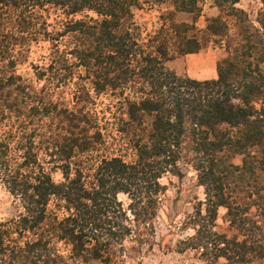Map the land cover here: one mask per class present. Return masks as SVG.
Returning <instances> with one entry per match:
<instances>
[{"label": "trees", "instance_id": "1", "mask_svg": "<svg viewBox=\"0 0 264 264\" xmlns=\"http://www.w3.org/2000/svg\"><path fill=\"white\" fill-rule=\"evenodd\" d=\"M259 1L262 8L255 24L257 32L251 30L253 24L239 10L231 12L236 23L231 34L219 20L206 25L203 41L224 45L228 52L217 65L216 79L197 81L164 66L171 39L167 34L156 41L148 40L158 43L155 57L144 55L138 48L131 20L137 0H0V54L8 53L9 43L26 49L39 35L47 34L41 11L47 12L49 7L64 19L56 40L66 37L70 43L68 52L56 46V59L50 62L54 69L83 68L95 92L117 89L133 82V76L141 81L137 99L127 101V121L119 128L128 138L125 144L137 155L135 162L126 163L118 157L103 159L91 180H85L83 163L74 164L73 176L69 177L74 150L88 152L90 144L80 132L83 129L73 125L71 129L77 134H71L70 139L55 136L37 140L40 151L63 160L60 169L64 181L55 184L43 171L31 144L22 148L21 157L10 158L7 145L0 142V175L6 174L8 180L4 181L10 192L23 204L21 228L42 223L49 199L56 197L69 213L56 219V232L71 245L72 256L82 262L101 261L104 256L108 263L112 244H120L131 235L139 240L145 227L151 225L158 195L165 190L159 179L165 172L176 171L180 140L188 134L198 155L196 170L198 185L204 191V213L195 209L194 219L201 226L180 242L185 248L178 252L199 248L209 261L222 258L227 264H264V100L260 98L264 97V0ZM165 2H171L177 12L191 15L192 21L199 16L196 0ZM235 4L236 0L230 1L231 9ZM84 11L98 18L67 20ZM187 25L175 24L171 30L177 39L181 36L186 48L178 55L203 48L201 39L185 35ZM38 102L39 98L29 96L32 112L40 111ZM255 102L260 105L258 109L253 107ZM145 117H151V123H146ZM237 155L243 158L241 164H232L230 159ZM16 159L22 161L14 171ZM118 194L127 197L126 209L117 201ZM245 199L253 200L251 205L244 204ZM220 207L226 210L227 226L234 231L231 238L213 230ZM8 234L0 225V257L11 254L15 259L21 254L24 264L26 257L27 264H36L35 256L40 260L47 257L39 263L48 264L46 240L37 238L14 254L7 244L4 246L3 237Z\"/></svg>", "mask_w": 264, "mask_h": 264}, {"label": "rangeland", "instance_id": "2", "mask_svg": "<svg viewBox=\"0 0 264 264\" xmlns=\"http://www.w3.org/2000/svg\"><path fill=\"white\" fill-rule=\"evenodd\" d=\"M137 1L138 5L132 10L131 20L135 27L132 33L136 37L138 48L143 50L144 55L149 53L155 57L158 43L148 40L156 41L167 34L171 39L166 48L168 59L163 63L168 70L181 77H188V74L196 72L208 77V74L216 72L217 65L227 58L228 50L224 45L203 41V30L207 24L218 20L224 22L228 26L227 33L231 34L235 23L231 12L239 10L240 15L253 24L251 30L257 32L255 24L262 8L259 0H236L234 9L230 7L232 0H196L195 7L199 10V16L193 22L191 15L177 12L171 2ZM46 10L48 11H41V14L47 34L39 35L26 49H22L17 43H9L8 53L0 54V142L7 145L10 158L21 157L22 148H28V144H31L36 148L33 150L37 161L55 184L64 181L60 169L63 160H56V154L53 156L40 151L37 140H47L55 136L70 139L71 134H77V130L71 129L73 125L78 127V130L83 129L80 132L88 138L87 142L90 144L88 152L74 150V156L69 159V173L72 174L69 177L73 176L74 164L83 163L84 177L87 178L85 180H91L93 170L103 159L118 157L126 163L135 162L137 155L125 144L128 138L119 133V128L127 121V101L137 99L141 81L134 80L133 76V82L117 89L106 88L104 91L95 92L91 79L87 78L83 68L72 69L71 66L68 69L72 70L68 71L65 68L54 69L50 62L56 59V46L59 50L68 52L70 43L66 37L56 40V33L60 31L59 24L64 20L60 12L49 7ZM85 16L98 18L94 13L84 11L68 17L67 20H78L86 18ZM180 23L188 24V32L185 35H194L201 39L203 48L191 54H177L180 49H186L181 36L177 39L171 32L174 25ZM177 41L181 43L179 46ZM29 96L39 98L38 107L41 109L38 113L30 110ZM260 98L264 100V97ZM255 103L253 107L258 109L260 105ZM144 121L151 123V117H145ZM147 125H142V129H147ZM30 134L31 138H28ZM194 147L193 139L188 134L182 137L175 171L179 175L169 171L159 179L165 190L158 195L159 202L151 225L145 227L139 240L131 235L120 241V244H112L108 263L103 261L104 256L101 261L86 262L72 256L71 245L58 237L59 233L56 232V219L61 220L69 214L63 208V202L56 200V197L49 199L46 219L42 223L31 229H22L20 222L24 212L23 204L10 192L4 181L8 179L3 173L0 175V225L2 230L9 233L3 237L4 246L7 244L10 251L13 250L16 254L19 248L22 250L27 243L34 242L37 238L46 240L49 248L48 264H227L222 258L217 261H211L209 258V261L201 255L199 248L178 252L179 248L184 247L180 242L192 237L201 226L197 218L194 219L195 209L200 208L202 214L204 213L205 197L203 188L198 185V162L195 160L198 155H195ZM242 160V156L237 155L231 158L230 162L239 165ZM21 161L22 159H16L14 171ZM116 199L124 209L127 208L129 201L124 194H118ZM252 201L245 199L243 203L251 205ZM213 224V230L225 233L228 238L233 236L234 231L227 226L228 219L224 208H218ZM194 242L198 243L197 240ZM10 251L8 250V253ZM10 255L0 257V260H4L0 261V264H24L23 255L20 254L15 259H11ZM28 260L29 257H26V264ZM33 260H36V264H43L39 262L47 260V257L40 260L35 256Z\"/></svg>", "mask_w": 264, "mask_h": 264}, {"label": "crops", "instance_id": "3", "mask_svg": "<svg viewBox=\"0 0 264 264\" xmlns=\"http://www.w3.org/2000/svg\"><path fill=\"white\" fill-rule=\"evenodd\" d=\"M166 4V3H165ZM194 75V76H192ZM209 76L208 77H204L203 73H199L196 72L194 74H188V78H191V79H194V80H197V81H200L201 79L204 81V80H212V79H216V72L214 73H211L208 74Z\"/></svg>", "mask_w": 264, "mask_h": 264}]
</instances>
